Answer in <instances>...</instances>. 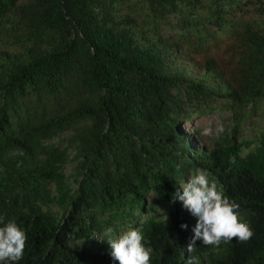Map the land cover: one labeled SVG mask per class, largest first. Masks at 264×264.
<instances>
[{
    "label": "trees",
    "instance_id": "obj_1",
    "mask_svg": "<svg viewBox=\"0 0 264 264\" xmlns=\"http://www.w3.org/2000/svg\"><path fill=\"white\" fill-rule=\"evenodd\" d=\"M261 108L264 0H0V217L27 234L18 264H119L107 239L130 228L151 264H264V131L242 134ZM219 111L211 148L183 127ZM196 168L249 241L187 250L197 220L175 194Z\"/></svg>",
    "mask_w": 264,
    "mask_h": 264
},
{
    "label": "clouds",
    "instance_id": "obj_2",
    "mask_svg": "<svg viewBox=\"0 0 264 264\" xmlns=\"http://www.w3.org/2000/svg\"><path fill=\"white\" fill-rule=\"evenodd\" d=\"M224 131L223 125L217 124L215 129L205 127L201 135L219 138ZM228 162L234 164L235 157L229 156ZM180 188L183 191H177L176 198L197 220L194 236L187 246L189 252L197 240L204 246L219 247L233 239L245 243L253 237L254 231L249 223L240 217L239 204L229 199L214 180H209L205 169L196 168ZM181 228L186 229L187 225H181ZM111 231L109 228L108 232ZM143 239L141 232L133 228L107 239L111 258L119 264H151L152 248L146 247ZM27 240L26 232L14 220L5 222L0 217V264H18L23 258Z\"/></svg>",
    "mask_w": 264,
    "mask_h": 264
},
{
    "label": "rangeland",
    "instance_id": "obj_3",
    "mask_svg": "<svg viewBox=\"0 0 264 264\" xmlns=\"http://www.w3.org/2000/svg\"><path fill=\"white\" fill-rule=\"evenodd\" d=\"M217 124H222L224 129L229 125L228 123V113L219 111L214 114H208L204 117H195L193 120L184 124L183 127L187 131L188 135L193 133L192 130L195 128L197 133L195 137L200 140V142L206 147L211 148L213 141L217 138L213 136H203L201 135L202 130L205 127L216 128ZM264 131V108L259 109L255 114H253L242 128L243 135H253L255 132Z\"/></svg>",
    "mask_w": 264,
    "mask_h": 264
}]
</instances>
